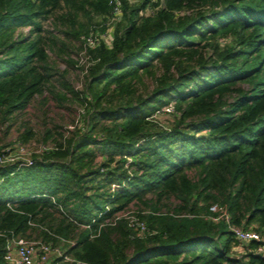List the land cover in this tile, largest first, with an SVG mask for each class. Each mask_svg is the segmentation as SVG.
Segmentation results:
<instances>
[{
	"label": "trees",
	"instance_id": "1",
	"mask_svg": "<svg viewBox=\"0 0 264 264\" xmlns=\"http://www.w3.org/2000/svg\"><path fill=\"white\" fill-rule=\"evenodd\" d=\"M108 2L0 0V124L46 96L84 107L31 167H0V264L11 234L72 241L90 264H264L229 229L264 238V0H121L117 17ZM106 22L84 89L56 90L50 55L74 66L71 40ZM132 204L145 237L111 223Z\"/></svg>",
	"mask_w": 264,
	"mask_h": 264
},
{
	"label": "rangeland",
	"instance_id": "2",
	"mask_svg": "<svg viewBox=\"0 0 264 264\" xmlns=\"http://www.w3.org/2000/svg\"><path fill=\"white\" fill-rule=\"evenodd\" d=\"M135 2H140V0H129V4H134ZM148 12L150 11L148 10ZM97 22H100V20ZM47 23L48 22H45L44 24L47 25ZM105 24L107 25V30H105V32H100L101 25L93 26L91 31L95 34L108 36L109 39L114 31V26L112 25L113 22H106ZM108 32H110V34ZM83 37L84 36H82L80 40H71L73 46V54L71 56L75 58V60L82 52ZM50 56L51 61L53 62L54 72L57 73L54 74L50 83L56 90L64 92L59 85L61 79H63L64 82H67V84H70V86L77 92H80L82 88L84 89L85 75L81 74L85 68L84 65L78 67L76 62L73 66V64L70 65L67 62L57 60L54 55ZM86 57L90 65L93 64V62L91 63L89 61L90 57L88 54ZM61 76H63V78H61ZM46 97L48 101L45 103L44 107L39 108L36 99L25 111L14 115L10 121L0 124V151L9 150V155L14 156L15 153H11V151L15 146L20 144L25 147V153L21 158H32L34 160V158H40L43 154L38 151L39 148H52L55 146L54 139L58 142L64 143V140L70 137L71 133L75 130L70 131L69 126L74 125L78 116L79 121H83L82 115L84 107L79 105V103L72 101L70 95H67L68 101L63 102L61 105H58L49 96ZM166 110H172V106H169ZM156 116L158 117L154 118V120H156V123L160 127L170 128L171 123L174 121L173 115H171L170 112H164L163 114L161 112H156ZM25 130H31L34 136L28 142L21 143L18 141V138ZM46 130L52 132V137L47 139L46 142H43ZM67 130L69 131L67 132ZM58 133L61 134L62 137H59L57 135ZM100 160L101 157L98 154L97 161ZM141 209L144 210V207L141 206ZM122 212H125L124 214L133 220H139V218L136 217L139 209L133 204L130 205L128 210ZM251 228L254 227L252 226ZM236 254L240 256V253L237 252Z\"/></svg>",
	"mask_w": 264,
	"mask_h": 264
},
{
	"label": "built area",
	"instance_id": "3",
	"mask_svg": "<svg viewBox=\"0 0 264 264\" xmlns=\"http://www.w3.org/2000/svg\"><path fill=\"white\" fill-rule=\"evenodd\" d=\"M108 3L111 7V15L113 17L120 16L122 6L121 0H109ZM108 33L110 34V32ZM110 39L111 37L108 39V36L95 34L93 32L82 38V52L76 59L78 67L82 65L85 66L83 72L81 73L82 75L87 73V69L90 66V63L86 57L87 50L97 47L101 41L109 44ZM79 124L80 121L78 116V119L75 120L74 125L69 126V130H74ZM69 130H67V132ZM52 149L53 147H41L38 151L44 153ZM11 153H15V155H9V150L0 151V167L16 166L17 169H20L31 167L34 163L32 158H21L25 153V147L20 144L15 146ZM210 211L213 213L219 212V208L216 205H212L210 207ZM124 213L125 212L117 213L111 223L114 224L117 220L125 219L128 221V226L136 232L137 236L145 237V235L148 234V228L146 224L139 220H133ZM222 218H224L226 223H228V217L223 213H219L218 217H215L213 220L217 221ZM229 229L240 242H258L259 246L257 248V252L261 256L264 255V238L261 237L259 233L254 230H243L234 226H229ZM59 242L60 244L58 246H53L51 243L44 242L40 239L15 236L11 234V237H9L6 241L3 259L5 264H90L74 257L71 253H69V249L74 245L72 241L59 239Z\"/></svg>",
	"mask_w": 264,
	"mask_h": 264
},
{
	"label": "water",
	"instance_id": "4",
	"mask_svg": "<svg viewBox=\"0 0 264 264\" xmlns=\"http://www.w3.org/2000/svg\"><path fill=\"white\" fill-rule=\"evenodd\" d=\"M262 258L264 259V255H262Z\"/></svg>",
	"mask_w": 264,
	"mask_h": 264
}]
</instances>
